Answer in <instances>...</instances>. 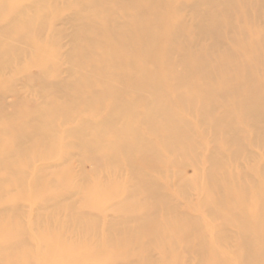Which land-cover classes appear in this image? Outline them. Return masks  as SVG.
<instances>
[{"label": "rangeland", "instance_id": "obj_1", "mask_svg": "<svg viewBox=\"0 0 264 264\" xmlns=\"http://www.w3.org/2000/svg\"><path fill=\"white\" fill-rule=\"evenodd\" d=\"M137 1L0 0V264H264V0Z\"/></svg>", "mask_w": 264, "mask_h": 264}, {"label": "bare ground", "instance_id": "obj_2", "mask_svg": "<svg viewBox=\"0 0 264 264\" xmlns=\"http://www.w3.org/2000/svg\"><path fill=\"white\" fill-rule=\"evenodd\" d=\"M88 1H90V0H88ZM140 1H143V0H140ZM137 2H138L137 0H134V3L137 4ZM2 7H4V5H2L1 8ZM197 7H200V6L198 5ZM1 13H2V11H1ZM70 20H74V21L78 20V15H74L73 17L70 18ZM125 29L128 30V27H126ZM79 30L82 33H84L85 35H87V36H90V34L93 33V31L91 30V27H88L86 25H81L79 27ZM14 32L18 35L17 39L14 40L17 44L18 43H21V44L26 43L27 44L28 40L32 39L34 37V34H35V32L33 30H30V31H24V30H20V29L17 30V29H13L12 26L11 27L7 26V27H4V28H0V41L3 40L4 38H6V36H9V35H11V33H14ZM34 49H36L35 51H37L39 49L43 51V52H41V55H38L37 58H36V59L40 60L39 69L42 71L43 76L38 82H37V80L36 81L32 80L33 81L32 83H34V85H35L36 82H37V86L36 87H37L39 93L49 94V95L50 94H54V93H58L61 89L58 88V87L57 88H50L53 83L50 82L49 80H47V78L52 77V76L56 80L58 79V77L56 75H54V74L52 75L49 72L50 70H53L56 73V69H57L56 68V65H57L56 64V59H55V56L53 54V51L48 46L44 47L43 45H39V44L32 48V50H34ZM32 50H31V53H33ZM9 51H10V47L9 46H6V47H3V48L0 49V64L6 65V67H10L12 65V62H13L12 59H16V58L10 59L8 57ZM55 54H56V52H55ZM189 65L191 66L190 71L191 70L194 71V70H197V68L200 65V63L198 62L196 64V62H195V63H190ZM102 67H103V70L101 69L102 73L105 72V70L108 71V67H105L103 65H102ZM56 85H59V82H56ZM83 94L84 93L80 92L78 94V96H82ZM189 101L193 102V99L190 97ZM58 105H60V104H57L55 102H47V101H44V102L38 104L36 106V108H35V111H33V112L29 113V114L28 113L26 114V118H28V119H26V122L28 124H30V122H32V120L34 118V116L32 118V114H34V113L36 114L37 113L39 115L42 112L44 114L45 112L50 110L49 109L50 107H54V106H58ZM63 107L65 108L66 106L63 105ZM26 122H25V124H26ZM38 122L40 124H42L41 126H39V127H42V128H39V129H36V130L35 129L34 130H29V137L31 138V141H33L35 143H36V141L34 140V138L37 137L38 135H40V133L44 132V130L46 128L54 129V126L50 127V123H47L46 119H41ZM184 127L188 128L189 126H188V124H184ZM74 133L78 134L80 132L79 131H75ZM55 134L56 133H52L51 134L52 136L50 138H53V140H55V138H56ZM81 140L83 142L82 143L83 145H85L86 143L90 142L89 137L86 134H82L81 135ZM25 143H26V141H25ZM23 144H24V142H23ZM18 146H21V145L18 144ZM79 146H80V143H79ZM0 151H5V148L1 149ZM58 199H59V197L55 195V196L50 197L48 199V202L49 201H56V202L60 201ZM7 211H16V210L7 209ZM258 235H259V241L260 242H259V246L256 247V250L259 251L258 255L260 257H264V231L259 230L258 231ZM240 237H241L243 245L244 246L248 245L249 247H248V249L240 251L239 255L241 257H243V256H245V255H247L249 253L254 252L255 251L254 247L250 248L252 245H249L250 242H251V239H252L250 234L247 233L246 231H242V233L240 234ZM0 238H2V237L0 236ZM2 239L6 240V237H3ZM60 253L63 254V252H60ZM64 255H65V252H64ZM87 257H88L87 259L86 258L80 259L81 262H77V263L75 262V264H80V263L84 264L86 262H99V263H102V264H110V262H111V258L109 256H107V257H105V256L96 257L90 252L89 253L87 252ZM98 258H100V259H98ZM57 264H59L58 261H57Z\"/></svg>", "mask_w": 264, "mask_h": 264}]
</instances>
